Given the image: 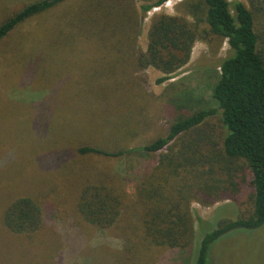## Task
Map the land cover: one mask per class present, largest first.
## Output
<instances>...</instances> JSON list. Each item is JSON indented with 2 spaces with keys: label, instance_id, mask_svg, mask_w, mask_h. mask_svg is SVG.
Returning <instances> with one entry per match:
<instances>
[{
  "label": "trees",
  "instance_id": "obj_1",
  "mask_svg": "<svg viewBox=\"0 0 264 264\" xmlns=\"http://www.w3.org/2000/svg\"><path fill=\"white\" fill-rule=\"evenodd\" d=\"M164 1L145 2L137 8L133 0H80L73 9L62 10L64 13L48 25V30L43 31L47 36L45 41L42 39L43 45L48 50H53V53L59 49L71 50L62 51L74 59V54L91 48L90 44L97 46L93 75L88 69L77 83L82 84L88 78L101 81L98 92L103 94L105 109L109 112L104 119L112 121L113 126L104 136L102 132L73 136L69 148L56 153L52 149L55 141L49 132V124H41L40 121L35 126L32 116L34 139L30 140L37 142V147L32 149L27 147L28 143L24 146L18 144L17 158L15 150L10 149L0 160V168L14 161V165L7 168L17 170L25 163L21 159V151L31 152L45 147L47 153L51 151L47 155H52L47 161L42 160L41 164L49 188L43 194L39 191L36 197L23 194L13 197L0 215V221L8 232L32 238L42 228L45 218L50 214L57 216L61 208L73 216L75 224L83 222L97 229L109 228L121 216L125 205L122 180L119 181L115 173L95 172L89 164L77 163L75 158L96 156L109 159L137 152L149 155L191 130H198L207 117L217 112L225 129L222 142L224 157L229 162L243 160L250 174L253 210L247 217L222 220L215 228L205 232L199 241L194 264H209L210 246L220 236L235 229H256L264 224V0H248L249 4L242 0L187 2L185 7L195 17L194 21L189 22L184 16L157 14L148 28L145 49L139 48L137 41L141 33V18ZM68 2L70 0H0V47L24 23L57 10ZM198 22L207 26L205 33L226 39L229 45L228 54L219 63L218 78L211 90L209 103L212 105L177 117L169 124L165 136L150 139L142 146L121 148L120 141H117L114 149H109L95 144L99 139H107L110 133H120L124 120L131 124L125 116V109H129L135 101L131 92L138 84L134 78L132 80L127 76L129 69L134 72L149 67L158 69L163 75L156 79V83L174 77L189 61L194 42L202 37L198 32ZM37 55L46 58L42 52ZM33 60L40 61L36 57ZM116 74L118 77H113ZM125 77L128 79L125 80ZM90 95L95 94L91 91ZM191 136L193 138L184 145L182 154L173 155L175 151L170 147V152L161 155L154 169L137 184L144 200L139 221L147 244L185 247L192 242L194 230L190 202L196 189L192 182L194 177L201 178L208 173L204 169L195 170V167L201 157L206 156L207 160L213 161L219 156L214 155L213 150L210 155L204 154L201 146L203 135ZM188 150L192 153L188 154L190 156L185 154ZM179 157L183 160L190 158L193 168L188 170L184 167L182 170L183 161ZM226 169L230 170V167ZM4 170L6 168L0 171ZM16 174L19 176L18 170ZM120 253L112 254L116 264L122 260ZM88 263L90 260H86Z\"/></svg>",
  "mask_w": 264,
  "mask_h": 264
},
{
  "label": "rangeland",
  "instance_id": "obj_2",
  "mask_svg": "<svg viewBox=\"0 0 264 264\" xmlns=\"http://www.w3.org/2000/svg\"><path fill=\"white\" fill-rule=\"evenodd\" d=\"M79 1L70 0L57 10L29 20L0 47L1 161L11 150H15L17 158L18 144L24 146L28 143L27 147L32 149L37 147V142L30 140L34 139L32 116L35 126L40 121L41 124H49V132L55 141L52 149L56 153L68 149L73 136L99 132L104 136L113 126L112 121L104 119L109 112L105 109L103 94L98 92L101 81L88 78L82 84L77 83L88 69L93 75L97 46L90 44L91 48L74 54V59L62 51L71 50L59 49L53 53L43 45L42 39L45 41L47 37L43 31L48 30V25L64 13L62 10L73 9ZM154 1L133 0L137 8L145 2ZM193 1L200 0H166L152 7L141 18L138 47L145 49L148 28L157 14L184 16L189 22L194 21L195 17L185 7L187 2ZM242 1L249 4L248 0ZM137 13L140 19V9ZM207 29L204 23L198 22V32L202 37L194 42L189 61L174 77L156 83V79L163 75L158 69L149 67L136 72L129 69L127 76L134 78L138 84L131 92L135 101L129 109H125V116L131 124L124 120L120 133H110L107 139H99L95 144L109 149H114L117 141H120L121 148L142 146L150 139L165 136L169 124L177 117L212 105L209 103L211 90L218 78L219 63L228 54L229 45L226 39L205 33ZM40 52L46 58L37 55ZM35 57L40 61L33 62ZM113 77L117 78L118 74ZM91 91L94 96L90 95ZM199 134L204 137L201 142L204 154L210 155L213 150L219 158L211 161L206 156L201 157L195 167V170L204 169L208 173L201 178L194 177L192 182L193 187L199 190L193 191L194 198L190 202L194 230L192 242L185 247L147 244L139 221L144 200L137 184L154 169L161 155L170 152V147L175 151L173 155L179 156L184 145L193 138L191 135ZM224 135L225 129L217 112L207 117L198 130H191L149 155L137 152L109 159L76 157L77 163H87L95 172L115 173L119 181L122 180L126 200L121 216L109 228L97 229L89 223L75 224L73 216L61 208L57 216L50 214L45 218L42 228L32 238L8 232L0 221V264H86V260H90L88 264H116L113 255L120 252L122 260L117 264H194L199 241L205 232L215 228L222 220L247 217L253 210L250 174L243 160L229 162L224 157ZM65 144L67 147L64 148ZM50 152L47 153L45 147L31 152L21 151V159L25 163L17 169L19 176L17 170L7 168L14 165V161L0 168H6L0 171V215L14 196L36 197L39 191L41 194L47 191L49 185L44 179L45 169L41 164L42 160L52 157L47 155ZM185 154L192 153L188 150ZM179 160L183 161L182 170L184 167L188 170L193 168L190 158H184V161L179 157ZM209 264H264V224L256 229H235L220 236L210 246Z\"/></svg>",
  "mask_w": 264,
  "mask_h": 264
}]
</instances>
